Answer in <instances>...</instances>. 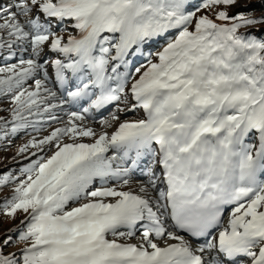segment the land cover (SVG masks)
I'll use <instances>...</instances> for the list:
<instances>
[{"label":"snow or ice","instance_id":"1","mask_svg":"<svg viewBox=\"0 0 264 264\" xmlns=\"http://www.w3.org/2000/svg\"><path fill=\"white\" fill-rule=\"evenodd\" d=\"M190 2L9 0L0 5V49L11 53L15 45L29 43L32 57L0 68L8 73L0 75V96L11 94L12 105L11 121L0 117V130L11 123L12 134L28 127L39 132L45 114L58 119L52 109L95 96L82 112H70L64 126L17 147L16 155L27 152L26 159H35L21 169L25 178L4 200V215L26 216L0 236V264H264V180L259 178L264 175V38L239 31L264 24V12L229 15L238 0H200L189 11ZM214 6H224L215 19L196 16ZM66 19L79 36L64 42L54 27ZM172 29L178 33L155 53L156 62L149 53L146 66L135 68L139 77L129 90L131 109L111 114L117 121V113L142 108L144 118L98 135L76 123L91 109L122 99L127 104L130 50L136 55L142 44ZM46 42L65 58L50 61L55 82L63 87L72 78L80 81L59 105L49 103L57 99L46 86L49 61L39 62ZM110 60L118 62L111 75ZM40 71L44 79H35L33 90L24 88ZM101 124L111 127L108 120ZM65 137L70 142H62ZM83 137L94 142H79ZM250 139L257 143L246 142ZM110 150L113 154L106 155ZM137 170L145 179L136 182L135 191L124 190ZM12 179L0 177V186ZM97 180L102 186L93 187ZM226 206L231 210L221 226ZM137 231L140 243L118 242ZM15 232L24 246L6 252ZM165 237L173 242H155ZM193 239L202 242L194 245Z\"/></svg>","mask_w":264,"mask_h":264},{"label":"rangeland","instance_id":"2","mask_svg":"<svg viewBox=\"0 0 264 264\" xmlns=\"http://www.w3.org/2000/svg\"><path fill=\"white\" fill-rule=\"evenodd\" d=\"M257 1H259V0H251V3H249L248 7L245 8L244 5L248 2V0H238L237 4L232 6V7H229L227 9V11L229 12V15H232L237 11H243V12L247 13L249 11V7L254 5L252 3L253 2L258 3ZM199 3H200V0H191V2L188 4L187 10H189V11L194 10L195 6L198 5ZM0 5H3L2 0H1ZM223 7L224 6H214L211 8H202L200 11L196 12V16L199 17L201 15H208L210 18L215 19V13L220 11V10H223ZM253 7H258V5L255 4ZM69 20L70 19H66L63 22V24H56L54 27V31L57 33V35H60L63 37L64 42L67 41V38L69 36L79 35V31L77 29L72 28L70 25H67V22H69ZM194 24H195V19H193L192 23L188 25L189 30L194 29ZM239 31L251 32V33H253L254 38H256V35H262L263 34L264 24L255 25V26H252L251 28H248V29L241 28ZM177 33H178L177 29H172V30H169L168 33H166L164 36L153 38L152 40H150L144 44L145 46H148V47L143 48V44H142L140 46L141 52L136 54V55L131 54L135 50L134 48L132 50H130V54L126 57V60L129 62L127 70L131 73L127 77L128 81L130 83L126 89V91L128 92V97H127L128 102L132 101L131 94L129 91L131 84L134 82L135 79H138V77H139V74L135 73V71H134L135 68L141 67L142 65L146 66L147 60H145V59L149 58V56H148L149 53L152 54L151 58L153 59V62H156L155 53L160 51L165 46L168 39L174 38ZM102 35L112 36V34H109V33H105ZM261 38H264V36H261ZM47 43L48 42H46L44 48L47 46ZM25 45L30 49L29 53L25 54V55L20 54V53L15 54L14 48L11 50V53L9 51L3 53L0 50V68H4V67H7V66L12 65V64L18 65L20 60L23 59V56H25L24 58H26V59L32 58L30 56V53H31L30 44L24 43L21 46H25ZM105 46L110 47V45H105ZM145 49H147V51ZM12 53H14V54H12ZM97 53H99V52L97 51ZM110 54L115 55V50L112 49ZM14 55H15V57L13 58ZM51 57H54V54L44 53V55H42V57H41L42 60L40 62L43 63L45 60L50 62ZM136 57H138V58L136 59ZM11 59H14L13 60L14 62L9 63L11 61ZM115 63H118V62H114V61L110 60L109 66L111 67ZM109 66H108V70H109ZM141 70L143 71L144 69L142 68ZM119 71H121V72L125 71V68L123 65L120 67ZM110 72H111V69H110ZM0 75H8V73H0ZM43 78H44L43 72L41 71L40 74H38V78H36V79L43 80ZM31 79H27V82H30ZM29 84H31V83H29ZM29 84H26V86L28 87ZM49 87H51V89L53 91L56 90V88H53V85L49 86ZM11 107H12V105H11V94L0 96V117H3L8 121H11V113H10ZM132 113L142 114V115L145 114L142 109H134V111H128V112L123 113V114L126 115V114H132ZM54 114H57V112H54ZM133 118H134L133 116L129 115L128 121H131L130 119H133ZM29 119H33V118L30 117ZM63 120H64L63 124L58 125L57 127H54L57 124V122L51 123V122H48V120H46V118H43L42 122L39 125H37V127H39L41 129L39 132L33 131V129L31 127H28L26 129L19 130L15 134H12L10 131H8V129H10V127H11V123H9L7 129L0 130V137H2V138H0V177H3L4 175H8V176L14 178V179L10 180L6 185L0 186V236H3L8 229L19 226L20 221L24 220L25 216H26V214L23 213L22 211H17L14 218L8 217V216L4 215V208H3L4 200L6 197L7 198L11 197L12 189L15 187V184L19 183L20 180H23L25 178V176L22 174L21 169L25 168L31 162V159H35V157H31L30 159H26V157H29V153H27V152L23 153L19 156L16 155L17 147L26 143L32 137H36L38 139L42 138L43 136L48 135L53 129L64 126L66 124V122L68 121V115H66V117ZM88 122H93V121H88ZM76 123L77 124L83 123L84 126L87 125V123L85 121L84 122L76 121ZM99 125H101V123H99ZM5 132L8 133L6 136L4 135ZM89 138H92V137H89ZM79 139H84V137L79 138ZM79 141H81V140H79ZM62 142H70V141H68L67 137H65ZM246 142L251 143V144L257 143L255 139L246 140ZM30 151H34V150H30ZM45 155L46 156L51 155V152L47 151V149H46ZM144 179H145V177H144ZM139 180H142V179H139ZM94 185H95V183H94ZM94 185H93V187H94ZM96 187H99V186H96ZM128 187H129V185L126 186L124 190H126ZM70 205H71L70 207L75 206L72 204H70ZM21 227L23 228L24 226H21ZM18 235H19V232L12 233L14 242L12 244H10L5 249L6 252H15L19 247L24 246L22 242L17 241ZM108 238L113 239L114 237L109 235ZM126 239H127V237L121 238V239H119L118 242L129 243V241H127Z\"/></svg>","mask_w":264,"mask_h":264},{"label":"bare ground","instance_id":"3","mask_svg":"<svg viewBox=\"0 0 264 264\" xmlns=\"http://www.w3.org/2000/svg\"><path fill=\"white\" fill-rule=\"evenodd\" d=\"M0 4H1V0H0ZM3 5H6V4H3ZM63 24V23H62ZM73 24H74V22L73 21H71V20H69V22H67V25H70L72 28H74L73 27ZM77 36H79V35H77ZM146 47H148V46H145L144 44H143V48H146ZM14 51H15V54L16 53H20V54H28L29 53V48L25 45V46H21V45H15L14 47ZM3 53H5V52H7L8 50L5 48V49H0ZM146 51H147V49H145ZM44 53H47V54H54V57H51L50 58V61L51 60H54V59H61V60H64L65 58H64V56L62 55V54H60V53H56V52H52V51H50L49 49H48V47L46 46L45 48H44ZM147 54V53H146ZM15 57V55L13 56V58ZM25 56H23V60H27L26 58H24ZM138 57H136V59H137ZM14 59H11V61L9 62V63H12V62H14L13 61ZM42 59H40V61H41ZM145 60H147V58L145 59ZM39 61V62H40ZM49 67H51V65H50V62L48 63V64H45V69H49ZM52 68V67H51ZM110 69H111V67L109 66V70H108V72H110ZM41 72V71H40ZM40 72H37V73H35L34 75H33V77H30V78H28V79H31V81L30 82H27V80L25 81V83L23 84V87L24 88H26V89H28V90H33L34 89V87H35V84L33 83L34 82V80L36 79V78H38V74H40ZM48 76H49V80H50V75L48 74ZM44 79V78H43ZM85 82H87L86 80H85ZM29 83H31V84H29ZM26 84H29V86L27 87L26 86ZM47 87H49V86H52V83L50 82V83H48L47 85H46ZM49 88H51V87H49ZM91 88V87H90ZM70 89H74L75 90V87H71ZM127 92V91H126ZM56 93H57V99H55V100H50L49 101V103H52V104H56V105H59V101H60V92L57 90L56 91ZM46 95V94H45ZM134 103V101H131V102H128L127 101V104H125V102H124V100L122 99L120 102H115L114 104H112V107L110 108V111H109V113H110V115L107 117V120L109 121V124H111V127H104V126H102V124L101 125H99V124H95V122L94 123H89V122H86L87 123V125H86V127H91L93 130H94V132H96L97 133V135L100 133V132H104V131H106V132H108L109 134H111V132L112 131H114L115 130V128L116 127H118V124L120 123V122H124V121H128V116L129 115H124L123 113H126V112H128V111H121V112H119V113H117L118 114V117H119V119L117 120V121H111V114L112 113H114V112H116V110H117V108H120V109H131V107H132V104ZM69 109V107H68V104H63V105H59L58 107H56V108H54V109H52V112H51V114H53V115H55L58 119L57 120H48L47 119V116H48V114H45V116H44V118H46V120H48V122H51V123H53V122H57V124L54 126V127H57L58 125H61V124H63L64 123V118L66 117V115L68 114L67 113V110ZM136 109H142V108H136ZM143 110V109H142ZM132 111H134V110H132ZM144 111V110H143ZM54 112H57V114H54ZM140 115V114H139ZM136 119H138V118H135L134 120H136ZM131 121H133V120H131ZM52 128V127H51ZM79 140H81L83 143H91V142H94V138H89V137H84V139H79ZM81 141H79V142H81ZM91 141V142H90ZM113 154V151L112 150H110L109 151V153H107L106 155H109V156H111ZM146 162V160L144 161V163ZM158 168V167H157ZM139 179L138 178H134V180L129 184V187L126 189V190H129V189H131V190H133V191H135L136 189H137V181H138ZM95 184H97V185H94V187H96V186H102L101 184H99L100 183V181L99 180H97V181H95L94 182ZM115 184V182H112V184H110L109 186H113ZM71 205H69V207H70ZM227 218H228V216L227 217H225V221L224 222H221V223H223L224 225H226V223H227ZM127 241H129V243H133V244H138V243H140L141 242V235H140V231H137L136 232V234H135V236L134 237H132V238H127L126 239ZM155 242H157L158 244H160V246H164L166 243H172L173 241H168L167 240V238L165 237L164 239H162V240H159V241H155Z\"/></svg>","mask_w":264,"mask_h":264},{"label":"trees","instance_id":"4","mask_svg":"<svg viewBox=\"0 0 264 264\" xmlns=\"http://www.w3.org/2000/svg\"><path fill=\"white\" fill-rule=\"evenodd\" d=\"M257 2L258 3L253 2L252 4L254 5L257 4L258 7H253L254 5H252L251 7H249V11L247 12V14L254 15V16H260L261 13L264 12V0H259ZM261 36H264V32L262 35H256V38H261Z\"/></svg>","mask_w":264,"mask_h":264}]
</instances>
